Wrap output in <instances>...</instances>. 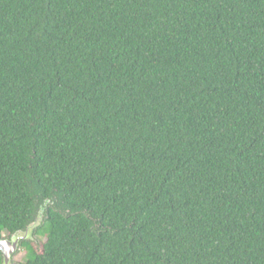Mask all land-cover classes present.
Segmentation results:
<instances>
[{"label": "trees", "instance_id": "1", "mask_svg": "<svg viewBox=\"0 0 264 264\" xmlns=\"http://www.w3.org/2000/svg\"><path fill=\"white\" fill-rule=\"evenodd\" d=\"M42 207L23 264H264V0H0V239Z\"/></svg>", "mask_w": 264, "mask_h": 264}, {"label": "water", "instance_id": "2", "mask_svg": "<svg viewBox=\"0 0 264 264\" xmlns=\"http://www.w3.org/2000/svg\"><path fill=\"white\" fill-rule=\"evenodd\" d=\"M45 219V207L41 208V211L32 224H30L26 230L18 231L10 238L0 239V252L2 254L3 264H13L14 256L21 249L23 241H35V231L40 228Z\"/></svg>", "mask_w": 264, "mask_h": 264}, {"label": "rangeland", "instance_id": "3", "mask_svg": "<svg viewBox=\"0 0 264 264\" xmlns=\"http://www.w3.org/2000/svg\"><path fill=\"white\" fill-rule=\"evenodd\" d=\"M25 254H26V251L23 248H21L17 252V254L14 256L13 264H23L24 259H25Z\"/></svg>", "mask_w": 264, "mask_h": 264}]
</instances>
